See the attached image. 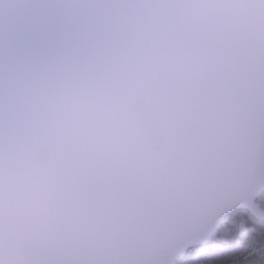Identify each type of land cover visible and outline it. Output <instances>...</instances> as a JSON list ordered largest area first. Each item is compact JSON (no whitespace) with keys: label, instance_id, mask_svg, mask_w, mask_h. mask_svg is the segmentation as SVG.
<instances>
[{"label":"water","instance_id":"water-1","mask_svg":"<svg viewBox=\"0 0 264 264\" xmlns=\"http://www.w3.org/2000/svg\"><path fill=\"white\" fill-rule=\"evenodd\" d=\"M263 193L264 0H0L8 264H175Z\"/></svg>","mask_w":264,"mask_h":264},{"label":"trees","instance_id":"trees-1","mask_svg":"<svg viewBox=\"0 0 264 264\" xmlns=\"http://www.w3.org/2000/svg\"><path fill=\"white\" fill-rule=\"evenodd\" d=\"M258 201L264 208V193ZM226 218L232 222L224 228L219 227L204 245L189 249L175 264H264V222L256 221L243 210L234 211ZM241 220L245 221L249 232L239 236L238 222ZM242 249L251 252L245 260L235 263L228 259Z\"/></svg>","mask_w":264,"mask_h":264},{"label":"clouds","instance_id":"clouds-1","mask_svg":"<svg viewBox=\"0 0 264 264\" xmlns=\"http://www.w3.org/2000/svg\"><path fill=\"white\" fill-rule=\"evenodd\" d=\"M90 245L82 238L72 235L59 246L57 254L43 259L19 260L16 264H103L89 255ZM0 262L8 264L6 257L0 255Z\"/></svg>","mask_w":264,"mask_h":264},{"label":"rangeland","instance_id":"rangeland-1","mask_svg":"<svg viewBox=\"0 0 264 264\" xmlns=\"http://www.w3.org/2000/svg\"><path fill=\"white\" fill-rule=\"evenodd\" d=\"M232 218L235 219V215H233ZM232 218H231V219H232ZM230 222H232V220L230 221V219L225 218V219L223 220V222H222L221 227L224 228V227H225L228 223H230ZM250 253H251V252L246 251V249H242V250L238 253V255H230V256H228V259H229V260H232V261H235V263H236V262H241V261L245 260V259L249 256ZM210 264H212V263H210Z\"/></svg>","mask_w":264,"mask_h":264}]
</instances>
